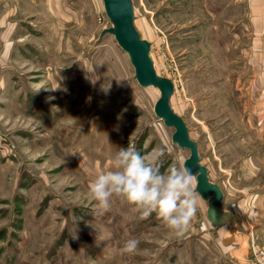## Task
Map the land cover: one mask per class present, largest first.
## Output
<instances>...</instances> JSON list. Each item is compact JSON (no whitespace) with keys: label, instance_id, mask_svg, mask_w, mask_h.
<instances>
[{"label":"rangeland","instance_id":"1","mask_svg":"<svg viewBox=\"0 0 264 264\" xmlns=\"http://www.w3.org/2000/svg\"><path fill=\"white\" fill-rule=\"evenodd\" d=\"M170 103L232 220L207 200L176 236L118 198L100 213L88 186L119 147L190 156L155 113L103 0H0V264H264V0H133ZM129 238L134 254L119 249Z\"/></svg>","mask_w":264,"mask_h":264},{"label":"clouds","instance_id":"2","mask_svg":"<svg viewBox=\"0 0 264 264\" xmlns=\"http://www.w3.org/2000/svg\"><path fill=\"white\" fill-rule=\"evenodd\" d=\"M160 155L158 151L142 155L134 147H119L109 170L99 172L88 186V197L96 202L97 211H108L112 200L118 198L141 218L155 212L170 233L182 236L199 207L197 178L182 157L161 172ZM139 243L137 238H129L119 251L134 254Z\"/></svg>","mask_w":264,"mask_h":264},{"label":"water","instance_id":"3","mask_svg":"<svg viewBox=\"0 0 264 264\" xmlns=\"http://www.w3.org/2000/svg\"><path fill=\"white\" fill-rule=\"evenodd\" d=\"M103 3L112 26L103 29L101 36L106 33L115 36L118 44L128 54L135 68V77L141 86H154L160 90V97L155 103V113L166 125L175 128L173 142L182 148L190 149L185 166L196 175V191L207 200V217L212 226L221 227L232 220L233 213L222 208L224 190L210 180L208 168L200 163L198 143L191 138L184 118L171 106L170 100L175 91V84L171 78L158 73L151 56L152 44L141 35L135 24L133 0H103Z\"/></svg>","mask_w":264,"mask_h":264}]
</instances>
